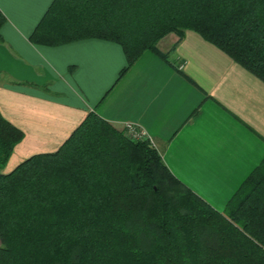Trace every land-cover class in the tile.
<instances>
[{
	"label": "trees",
	"instance_id": "obj_1",
	"mask_svg": "<svg viewBox=\"0 0 264 264\" xmlns=\"http://www.w3.org/2000/svg\"><path fill=\"white\" fill-rule=\"evenodd\" d=\"M187 31L264 83V0H54L30 40L117 44L119 82L146 52L167 61L158 43ZM24 136L0 112V264H264V160L220 212L96 114L4 174Z\"/></svg>",
	"mask_w": 264,
	"mask_h": 264
},
{
	"label": "crops",
	"instance_id": "obj_2",
	"mask_svg": "<svg viewBox=\"0 0 264 264\" xmlns=\"http://www.w3.org/2000/svg\"><path fill=\"white\" fill-rule=\"evenodd\" d=\"M53 1L0 0V112L25 135L2 172L58 151L93 113L145 130L170 172L223 212L264 160V83L192 31L167 35V61L146 52L117 82V44L31 42Z\"/></svg>",
	"mask_w": 264,
	"mask_h": 264
},
{
	"label": "built area",
	"instance_id": "obj_3",
	"mask_svg": "<svg viewBox=\"0 0 264 264\" xmlns=\"http://www.w3.org/2000/svg\"><path fill=\"white\" fill-rule=\"evenodd\" d=\"M125 132L128 139L138 142H148L151 146L155 147V142L148 133L143 129H138L133 123L125 124Z\"/></svg>",
	"mask_w": 264,
	"mask_h": 264
},
{
	"label": "rangeland",
	"instance_id": "obj_4",
	"mask_svg": "<svg viewBox=\"0 0 264 264\" xmlns=\"http://www.w3.org/2000/svg\"><path fill=\"white\" fill-rule=\"evenodd\" d=\"M5 169H6V167H5ZM5 169H4V170H5Z\"/></svg>",
	"mask_w": 264,
	"mask_h": 264
}]
</instances>
